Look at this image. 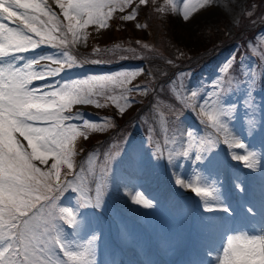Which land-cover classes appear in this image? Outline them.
I'll return each instance as SVG.
<instances>
[{"label":"rangeland","instance_id":"obj_1","mask_svg":"<svg viewBox=\"0 0 264 264\" xmlns=\"http://www.w3.org/2000/svg\"><path fill=\"white\" fill-rule=\"evenodd\" d=\"M148 1L141 4L140 0H131L121 11L119 4L123 0H116L114 10L108 7L103 9L105 13L111 11L104 26L90 23L79 30L74 40L72 34L67 32L68 21L63 16L58 0H40L56 14L57 20L63 26L62 31L66 33L65 43L56 48L48 44L45 47L40 45L33 53H18L22 56L17 62L22 66L41 57H53L65 63L58 75L33 80L32 84L37 82L38 85H33L32 88L52 91L60 84L83 81L89 77L119 76L117 83L105 86L102 95L108 96L107 105L111 109L115 108L114 115L118 121L128 117L135 106L133 97L131 94H119L118 90L126 84L134 86V79L131 81V78L136 73L120 72L121 69L133 66L107 69L97 59L88 60L85 53L93 43L106 45L110 35V21H119L126 29H133L140 35L141 11L136 5L144 6ZM155 1L170 7L177 42L187 47H195L202 44L199 41L212 42V38L221 40L223 32L226 37L232 36L235 26L246 13L249 0H210L209 3H204V0ZM185 2L196 5L195 10L189 12L188 20L183 17ZM133 12L135 16L132 20L122 19ZM251 14L249 12L248 15ZM47 19L48 17L40 16L42 21ZM9 22L16 27L20 25V21L16 19H0V23ZM210 30L214 33L210 34ZM29 35L34 36L32 33ZM55 35L59 37L61 33L58 31ZM257 36L261 48L255 52L262 56L264 62V27ZM34 38L37 39L36 36ZM117 46L119 45H111L108 51L120 52L123 49L134 52L132 47L125 49L120 46L116 50ZM63 53H68L73 58L74 54L83 55L80 65L85 68L65 66L67 57ZM234 53L233 48L214 56L210 67L201 70L198 76L187 73L179 86H171L170 92L175 93L179 103L171 102L172 106L164 99L153 102L154 107L142 119L144 125L135 123V129L140 131L139 136H129L114 142L108 149L104 146L103 154L98 153L95 148H89L91 145L87 140L94 129L92 127L71 141L70 159L73 167L69 169L67 164H61L59 182L62 185L70 181L74 188H66L59 194L60 199L56 203L59 208L70 209L76 217L74 225L69 226L61 220L60 227L63 240L71 246L70 250L77 259L69 260L57 248L56 255L60 260L66 264H100L101 261L103 264H125L127 256L128 259L130 256L136 259L140 253H147L150 258L146 261L147 264H220L230 236L247 233L248 238H251L263 234L264 226L260 230L256 226L261 225L258 214L264 212V175H257L264 167V97H259L255 111L251 104V96L259 95L255 92L253 74L255 58L248 57L244 61V74L239 84L245 95L242 101L231 104L233 99L220 98L225 90L224 77L229 75ZM3 61L11 62V57H5ZM45 65L51 68L60 67L59 64L44 60L35 66V70L40 71ZM107 65H110L109 61ZM86 66L90 68L87 69ZM108 91L110 95H106ZM193 92L197 94L195 98L192 97ZM212 92L218 93L225 107L235 106L231 117L223 118L229 129L227 138L214 127L208 130L207 136L202 132L201 122H206V117L201 115V106L206 100L211 104L209 93ZM155 93L166 96L160 88ZM118 104L123 107V111L117 107ZM74 105L69 110L74 114L85 108L93 112L92 116L97 112L101 113V107L94 104ZM210 110V107L204 109L205 112ZM77 120L81 123H92L94 117H74L64 123L75 124ZM96 122L106 130L114 127V117L110 114L109 117L102 116ZM38 126L47 124L41 123ZM140 129H145V137L140 135ZM189 133H192L191 137ZM16 138L27 148V141L23 137L17 133ZM236 142L244 144L245 147H235ZM185 151L188 152L187 157L183 156ZM197 154L201 156L200 160H196ZM249 154V162L253 164L251 168L246 167L244 161L233 158ZM34 162L47 171L55 161L49 157L45 164ZM177 178L183 180L185 185L192 183L193 186H198L197 182L216 189L217 200L207 202L212 206L218 205L216 210L206 211L205 201L192 192L190 187L178 185ZM97 184L100 185L101 195L99 206H96ZM138 194L152 206L144 208L142 204H135L132 200L129 205L128 196L135 199ZM85 213L92 214V224L86 219ZM110 253L115 258L110 259ZM81 254L84 255L81 257ZM130 262L134 264L132 259H129Z\"/></svg>","mask_w":264,"mask_h":264},{"label":"snow or ice","instance_id":"obj_2","mask_svg":"<svg viewBox=\"0 0 264 264\" xmlns=\"http://www.w3.org/2000/svg\"><path fill=\"white\" fill-rule=\"evenodd\" d=\"M58 2L64 18L68 21L67 32L72 34L74 40L79 30L90 23L104 26L111 11L105 13L103 9L108 7L114 10L116 7V0ZM130 2L131 0H123L119 4L121 11ZM209 2L210 0H204V3ZM140 3L144 4L145 0H140ZM201 7L203 8V4ZM195 8V4L184 3L185 20L189 19V12ZM21 9L24 11H19ZM40 16L48 17L47 21L40 20ZM134 16L135 12L123 16L122 19L132 20ZM0 19L20 21V25L15 28L0 23V264H66L56 255L57 248L69 260H75L77 256L62 238L60 221L74 225L76 217L68 208H59L56 203L60 199V193L66 188H74L70 181L60 184V166L67 164L69 169L73 167L70 143L77 135L84 133L79 132L74 124L66 125L64 121L69 117L63 113L73 104H97L98 101L93 96L102 95L105 86L117 83L119 76L89 77L83 81L60 84L52 91L29 88L35 79L58 75L65 62L53 57H41L20 66L17 61L22 55L18 53L28 52L44 44L59 47L65 43L66 33L62 31L63 26L57 20L56 14L40 0H0ZM58 31L61 33L59 37L55 35ZM63 55L67 57V67L76 64V60L68 53ZM5 57H11V62L4 63ZM44 60L59 64L60 67L51 68L45 65L42 70H35V66ZM196 95V92L192 93L193 98ZM209 98L211 104L209 105L208 100L204 102L201 115L212 123L217 132L225 134L227 138L229 129L223 118L231 117L235 106L225 107L216 92L209 93ZM117 107L123 111L121 105L118 104ZM209 107L211 110L205 112L204 109ZM29 109H39L40 117L27 118ZM41 123L47 126H38ZM84 124L86 127H96L87 121ZM17 133L27 141V148L16 138ZM191 135L189 133L190 137ZM235 147L244 148L245 145L236 142ZM250 155L233 158L244 161L245 166L251 168L253 164L249 162ZM183 156L187 157L188 152H183ZM49 157L55 162L47 171L33 163L39 161L45 164ZM195 158L200 160L201 156L197 154ZM169 161L171 162V156ZM176 183L182 187H190L192 192L205 201L206 211H214L218 207L207 203L217 200L216 189L197 182L198 186H193L192 183L185 185L179 178ZM54 192L55 195L52 194ZM100 198V185L97 184L96 206H99ZM133 202L142 204L144 208L152 206L147 200H142L139 194ZM257 261L264 264V236L251 239L237 237L229 241L223 250L220 264H256Z\"/></svg>","mask_w":264,"mask_h":264},{"label":"trees","instance_id":"obj_3","mask_svg":"<svg viewBox=\"0 0 264 264\" xmlns=\"http://www.w3.org/2000/svg\"><path fill=\"white\" fill-rule=\"evenodd\" d=\"M260 2L262 5H260ZM136 8L141 11L140 35H137L133 29H126V26L119 21H110V35L106 45L102 46L101 44L93 43L89 47L88 52L86 51L85 53L88 60L97 59L103 62V66L107 69H117L124 65H134L131 69H121L120 72L134 71L136 74L132 76L131 81L134 79L133 82L138 84H134L135 86L133 87L132 84H126L122 89L120 88L118 90L119 94H131L135 104L133 111L121 121H118L114 115L115 108L113 107L111 109L107 105L108 96L104 97L103 95L93 97V99L98 101L94 105L101 107L100 114L97 112L92 116L93 112L86 108L85 110L81 109L75 112L74 117L76 118L82 119L85 116L94 117L92 123L89 124L96 125V127L89 133L87 140V143L91 145L89 147L91 150L95 148L98 150V153L103 154L104 146L108 149L114 142L122 141L129 136H139L140 131L135 129V123L142 124L144 116L154 107L155 103L153 102L164 99L172 106V103L178 104L179 102L175 98V93L170 92L171 86H179L183 76L187 73L198 76L201 70L210 67L214 56H218L232 48H235L234 61L230 66L229 75L226 74L224 77L223 88L225 90L222 92L220 98L223 99L226 97L229 100L233 99L234 102H231V104L242 101V97L245 95L243 89L239 87V84L244 74V61L248 57H254L255 68L253 74L255 77V92L259 95L256 97L251 96V104L256 111L255 104L260 98L264 97V62L262 56H259L255 52L256 49L261 48L257 35L264 27V0H249L247 2L246 13L242 15L241 20L235 26L232 36L226 37L223 32L221 40L212 38V42L203 43L199 41L202 44H198L199 46L196 45L195 47H187L177 42L175 39L176 32L173 26L172 12L167 5L156 2L155 0H149L146 5L140 6L138 4ZM249 12L252 13L250 16L248 15ZM210 31V34L214 33L213 30ZM115 44L119 45L116 47V50L120 46L125 49L132 47L134 52L123 49L120 52L108 51L111 45ZM47 48H50V46H47ZM145 48L147 49L145 50ZM29 51L31 53L35 52L34 49ZM74 56L76 64L73 67L84 69L85 67L80 65L83 55L77 56L74 54ZM108 61L110 65H107ZM144 64L146 67H144ZM65 66L67 65L65 64ZM129 80L130 78L127 79V83L130 82ZM158 88L162 92L164 91L166 96L155 93ZM238 94H240L241 98H239ZM106 95H110V92L108 91ZM74 106L73 104L71 107L73 108ZM70 109L66 110L69 111ZM109 114L114 117V127L106 130L98 126L96 121L100 120L102 116L109 117ZM74 125H76L79 132L89 131V127H86L84 122ZM201 126L204 136L209 134L208 130L213 129L211 122L207 120L206 122H201ZM140 130V135L145 137L147 135V133L145 134V129ZM162 153H164V150Z\"/></svg>","mask_w":264,"mask_h":264},{"label":"bare ground","instance_id":"obj_4","mask_svg":"<svg viewBox=\"0 0 264 264\" xmlns=\"http://www.w3.org/2000/svg\"><path fill=\"white\" fill-rule=\"evenodd\" d=\"M257 175H264V167L262 168V171H260V173H257ZM128 197H130L129 199H128V201H129V205H130V202H131V200L132 201H134V199H133V197H131V195L130 196H128ZM263 211H264V209H263ZM258 221L261 223V225H258V226H256V228L258 227V229L259 228H263V226H264V212H262V213H260V214H258ZM260 230V229H259ZM264 231V230H263ZM260 232H262V231H260ZM264 236V232H263V234H260V236ZM112 252V251H111ZM140 252H142V251H140ZM110 255H111V257H110V259L111 258H115L114 256H112V253H110ZM126 259H127V262L125 263V264H131V262L129 263V259L131 260L132 259V262L134 263V264H147L146 263V261H149V255H147V253H140L137 257H136V259H134L132 256H130L129 257V259H128V256L126 257ZM120 264H123V263H120Z\"/></svg>","mask_w":264,"mask_h":264},{"label":"clouds","instance_id":"obj_5","mask_svg":"<svg viewBox=\"0 0 264 264\" xmlns=\"http://www.w3.org/2000/svg\"><path fill=\"white\" fill-rule=\"evenodd\" d=\"M35 91L36 90H33V92H35ZM40 115H41V113H40V110L39 109H29L28 112H27V114H26V117L27 118H39ZM18 118H20V117H18ZM68 210H69V212H71L70 209H68ZM69 226H71V225L69 224ZM237 237H241V238L247 237L248 238L247 233H241L240 235H237V236H234V237L230 236L228 238V240H227V245H228L229 241H232V240H234ZM253 237H255V236H253ZM253 237H251V238H253ZM251 238H249V239H251ZM239 246L240 247H243V244H240ZM256 264H260V262L257 261Z\"/></svg>","mask_w":264,"mask_h":264}]
</instances>
